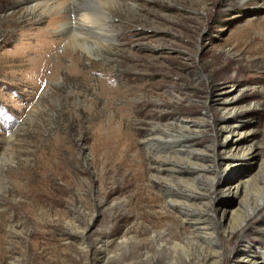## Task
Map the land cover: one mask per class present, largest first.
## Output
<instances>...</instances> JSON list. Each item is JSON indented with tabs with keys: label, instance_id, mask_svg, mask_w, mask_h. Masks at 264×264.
<instances>
[{
	"label": "rangeland",
	"instance_id": "1",
	"mask_svg": "<svg viewBox=\"0 0 264 264\" xmlns=\"http://www.w3.org/2000/svg\"><path fill=\"white\" fill-rule=\"evenodd\" d=\"M73 6L0 0V264H264V0Z\"/></svg>",
	"mask_w": 264,
	"mask_h": 264
},
{
	"label": "bare ground",
	"instance_id": "2",
	"mask_svg": "<svg viewBox=\"0 0 264 264\" xmlns=\"http://www.w3.org/2000/svg\"><path fill=\"white\" fill-rule=\"evenodd\" d=\"M84 1H89V0H29V4L35 5L39 10L42 11L41 13L44 16V15L48 14V12L50 10L62 12L66 8H70V7H71V12L76 13L74 11L75 8H74L73 4L84 2ZM77 11L81 12V13L79 12L80 13L79 17L83 18L84 21H91V22H94V24H99L100 21L102 20L101 17H99V13H97L96 11H89L88 9H81V10H77ZM226 131H227V137H225V138L227 140L231 136H233L234 129L232 127H229L226 129ZM150 144L156 145L158 147V150L161 153L162 152L166 153V155L168 157H170V159L166 161V163H168V164L172 163V159H171V158H173L172 154L176 153L179 150L177 148H181L183 146L182 141L165 140L164 138H161V137H153L152 143H150ZM234 145L235 146L230 147L228 140L224 143V151L223 152L226 154V156H228V154H231L234 149L239 148V145L237 143L234 142ZM189 154H191V153H189Z\"/></svg>",
	"mask_w": 264,
	"mask_h": 264
}]
</instances>
